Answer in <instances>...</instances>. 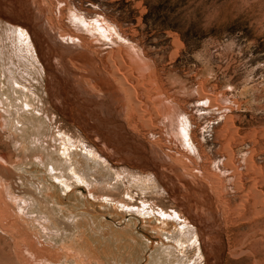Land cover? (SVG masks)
Wrapping results in <instances>:
<instances>
[{
	"label": "rangeland",
	"instance_id": "obj_1",
	"mask_svg": "<svg viewBox=\"0 0 264 264\" xmlns=\"http://www.w3.org/2000/svg\"><path fill=\"white\" fill-rule=\"evenodd\" d=\"M116 229L264 264V0H0V264H132Z\"/></svg>",
	"mask_w": 264,
	"mask_h": 264
},
{
	"label": "bare ground",
	"instance_id": "obj_2",
	"mask_svg": "<svg viewBox=\"0 0 264 264\" xmlns=\"http://www.w3.org/2000/svg\"><path fill=\"white\" fill-rule=\"evenodd\" d=\"M52 56V55H51ZM188 122H189V118L187 115H183L182 118H181V128H182V131L184 130H187L188 127ZM40 125V124H39ZM44 132V131H43ZM181 132V131H180ZM182 133V132H181ZM41 135V134H40ZM188 135V134H186ZM39 138V137H37ZM40 139V138H39ZM113 141V140H112ZM187 142H189V140L187 139ZM43 150H44V153L42 154L43 156V159L46 158V159H49V160H53L55 159L56 162L60 163L55 157L54 153H53V150H51L49 147H46L45 145L43 146ZM77 155H79L78 152H76ZM87 158H90L89 156H86ZM64 159V162L65 161L68 163V168L69 169H72L74 168V166L76 165L75 162H71V157H63ZM76 180V179H75ZM77 181V180H76ZM56 197H59L60 199V195H56ZM68 205V212L69 214L73 215L72 213L77 211V210H81V213L82 210L85 212L83 213V215H86V214H89L91 216H93L95 213L94 211V207H93V203L92 201H88V200H85L84 199V196L78 192L77 190L73 192V194L71 195V199L69 200V202L67 203ZM57 209V208H56ZM90 210V211H88ZM58 211V210H57ZM89 212V213H87ZM78 214V213H77ZM76 214V215H77ZM98 215V214H97ZM96 217V216H95ZM100 221V220H99ZM101 222V221H100ZM132 225V224H131ZM103 226V225H102ZM136 228V226L134 227ZM118 230V231H116ZM116 230H113L115 235L118 234L117 236H115V239L114 241L112 242V244L115 246V247H118L120 246V243L122 242H128L133 246V259L134 261H132V264H138L139 261L141 260L142 258V254L144 252V249L147 248V244L145 243V241L142 239V238H138V237H134L132 234H131V231L128 229H116ZM133 231V230H132ZM144 237V236H143ZM113 239V238H112ZM111 239V240H112ZM146 239V238H145ZM154 250V249H153ZM158 253V252H157ZM156 253V255H157ZM97 260V259H96ZM151 264H162L159 260L157 259H154V261L151 263Z\"/></svg>",
	"mask_w": 264,
	"mask_h": 264
},
{
	"label": "crops",
	"instance_id": "obj_3",
	"mask_svg": "<svg viewBox=\"0 0 264 264\" xmlns=\"http://www.w3.org/2000/svg\"><path fill=\"white\" fill-rule=\"evenodd\" d=\"M244 100H242V102H243Z\"/></svg>",
	"mask_w": 264,
	"mask_h": 264
}]
</instances>
